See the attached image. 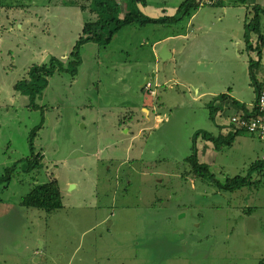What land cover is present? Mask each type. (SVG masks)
<instances>
[{
    "label": "rangeland",
    "instance_id": "rangeland-1",
    "mask_svg": "<svg viewBox=\"0 0 264 264\" xmlns=\"http://www.w3.org/2000/svg\"><path fill=\"white\" fill-rule=\"evenodd\" d=\"M66 2L0 0V172L30 156L28 135L43 120L34 139L41 168L18 167L0 185V264H264V168L252 169L264 166V140L241 133L213 147L201 163L214 181L192 177L185 161L192 137H216L217 127L208 108L178 99L175 83L155 88L154 97L141 89V75L152 83L151 26L123 27L137 30L142 45L130 46L128 32L84 53L83 45V67L74 80L65 73L48 80L35 101L42 109L14 90L28 67L71 51L88 17ZM119 7L134 10L127 0ZM261 58L264 71V50ZM145 101L149 116L140 110ZM237 176L251 183L214 185ZM51 178L61 208L20 205Z\"/></svg>",
    "mask_w": 264,
    "mask_h": 264
},
{
    "label": "crops",
    "instance_id": "crops-1",
    "mask_svg": "<svg viewBox=\"0 0 264 264\" xmlns=\"http://www.w3.org/2000/svg\"><path fill=\"white\" fill-rule=\"evenodd\" d=\"M182 1L146 0L145 5L138 6V9L145 17L152 19L176 18L178 17L177 8ZM262 1L264 0H245L244 3H241L240 0H223L215 7L199 6L189 17L180 18L177 22L145 25L151 26L154 33L148 41L153 59L150 62L152 83L146 78V74L141 75V81L145 79V82L150 83V90L153 92L150 97L157 96L155 88L157 89L160 85L167 86L169 82H173L182 91L179 92L181 95L178 99L183 96V100L185 99L186 102V98H189L190 104H197L203 109L208 108L210 104L218 108L219 112L215 114L214 122H211L217 127L218 134L223 133L221 126L231 115L241 109L248 111L252 108L255 89L250 80L244 34L245 24L252 17L250 14L253 15L252 8L258 6L264 11V7L260 6ZM125 11L126 9L120 14L123 15ZM124 32L134 35L130 46L137 44V41L140 45L144 43V39L141 37L137 39V34H140L137 33V30L123 28L113 36L112 40L117 34ZM91 46H95V44H84L82 52L96 48ZM163 47L168 55L164 60L160 58ZM83 65L82 61L78 69ZM160 66L166 72V77L160 74ZM28 69L29 67L20 79L25 77ZM254 75L257 80L264 77L262 65ZM144 83L141 85V89L146 91ZM219 95H225V99L213 103V100ZM146 103L149 104L148 101H145L140 106V110L149 116L150 110ZM163 104L168 107L173 105L165 104V102ZM151 105L152 110L157 108V105L152 103ZM240 106L242 108H239ZM159 121L160 119L156 120V122ZM199 140L196 148L197 158L201 163L205 155L212 153L213 145L202 138ZM261 159L264 160V156Z\"/></svg>",
    "mask_w": 264,
    "mask_h": 264
},
{
    "label": "trees",
    "instance_id": "trees-1",
    "mask_svg": "<svg viewBox=\"0 0 264 264\" xmlns=\"http://www.w3.org/2000/svg\"><path fill=\"white\" fill-rule=\"evenodd\" d=\"M121 0H68L66 2L70 6H76L81 12L87 14L86 19L82 24V29L79 37L75 41L71 51L68 53L67 58L63 61L58 58L51 57L47 62L37 65L33 64L29 67L25 77L18 80L14 84V90L21 95L28 98L30 107L36 109H42L35 105L36 99L42 96L44 90L48 85V79L57 74H68L71 79L76 77L78 68L81 65L80 48L87 43H94L100 47L107 46L112 40L114 34H116L121 28L137 25L145 26L147 24H161L166 22H177L180 18L189 17L199 5L195 0H183L177 8L178 17L174 18H162L152 19L145 17L138 9V6H144L146 0H127L130 4L134 5V10L129 12L125 11L123 15L120 14L119 2ZM244 3L245 0H240ZM126 9H128L126 7ZM253 15L249 21L245 24L244 34V47L248 54V66L250 71L251 84L255 89L258 87V80L254 73L261 65L262 50H264V37L261 33V18L264 17V11L258 6L252 8ZM256 36L258 43L253 46V38ZM252 38V39H251ZM251 51H255V58L250 55ZM225 99V95H219L214 102H220ZM239 108H242L241 106ZM209 120L214 122L215 114H218V108L213 107V104L208 105ZM42 123L34 127L28 135V145L30 148V156L26 159L18 160L12 165L5 167L0 172V185H7L17 173L18 167L22 168L25 172L40 169L42 166L43 156L39 152L34 150V139L37 136L38 131L41 129ZM242 132L237 133H219L218 136H213L208 132H201L192 137V151L191 154L186 157L185 161L190 164L193 178H203L213 182V177L208 171V167L204 163H200L197 158V148L195 141L197 136H201L205 141L210 142L213 147L224 144L229 145L233 141L234 137ZM254 168H264L263 165L252 166ZM258 171V170H256ZM260 172V171H259ZM251 183L250 178L234 177L226 179L224 185L214 183L215 186L220 189L233 190L239 189L242 186ZM20 205L25 208H34L43 210L46 213H51L58 208H61V195L58 187V183L55 178H51L44 184L34 185L25 196L20 200Z\"/></svg>",
    "mask_w": 264,
    "mask_h": 264
},
{
    "label": "built area",
    "instance_id": "built-area-1",
    "mask_svg": "<svg viewBox=\"0 0 264 264\" xmlns=\"http://www.w3.org/2000/svg\"><path fill=\"white\" fill-rule=\"evenodd\" d=\"M223 0H195L199 6H215L219 5ZM258 87L255 92L252 108L247 110H239V112L231 115L224 124H222L223 134L227 133H247L264 140V77L258 80ZM144 89L153 95L150 90V83L147 81Z\"/></svg>",
    "mask_w": 264,
    "mask_h": 264
},
{
    "label": "water",
    "instance_id": "water-1",
    "mask_svg": "<svg viewBox=\"0 0 264 264\" xmlns=\"http://www.w3.org/2000/svg\"><path fill=\"white\" fill-rule=\"evenodd\" d=\"M166 56H168V55H167V52H166L165 47H163L162 50H161V53H160V58H161L162 60H164V59H166ZM145 83H146V82H145ZM145 83H144V84H145Z\"/></svg>",
    "mask_w": 264,
    "mask_h": 264
}]
</instances>
